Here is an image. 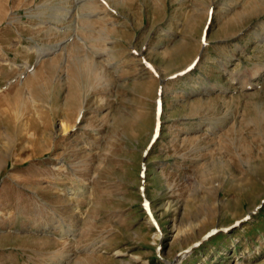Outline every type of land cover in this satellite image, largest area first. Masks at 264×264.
I'll return each mask as SVG.
<instances>
[{
  "label": "rangeland",
  "instance_id": "rangeland-1",
  "mask_svg": "<svg viewBox=\"0 0 264 264\" xmlns=\"http://www.w3.org/2000/svg\"><path fill=\"white\" fill-rule=\"evenodd\" d=\"M107 1L0 0V264H264V0Z\"/></svg>",
  "mask_w": 264,
  "mask_h": 264
},
{
  "label": "bare ground",
  "instance_id": "bare-ground-1",
  "mask_svg": "<svg viewBox=\"0 0 264 264\" xmlns=\"http://www.w3.org/2000/svg\"><path fill=\"white\" fill-rule=\"evenodd\" d=\"M94 1V0H93ZM102 3H105V4H107V5H109V3H108V1L107 0H100ZM112 1V0H111ZM98 2V1H97ZM93 3V2H92ZM85 8V7H84ZM112 13H116V11H114V10H112ZM117 14V13H116ZM102 17V16H101ZM67 18H68V16H67ZM101 19V18H100ZM85 29V28H84ZM76 33V32H75ZM53 50V48L51 49V51ZM50 51V52H51ZM44 53H46V52H44ZM49 53V52H48ZM43 54V53H42ZM195 64V63H194ZM194 64H192V66H189V67H187L188 69H186V70H183L182 72H179V73H177V74H175L174 76H172V77H170V79H176V78H180V77H184L191 69H192V67H193V65ZM29 68V67H28ZM250 81V80H249ZM249 81H247L246 83L244 82L242 85V87L244 88H251L252 87V83H250ZM246 90V89H245ZM159 134V133H158Z\"/></svg>",
  "mask_w": 264,
  "mask_h": 264
},
{
  "label": "water",
  "instance_id": "water-1",
  "mask_svg": "<svg viewBox=\"0 0 264 264\" xmlns=\"http://www.w3.org/2000/svg\"><path fill=\"white\" fill-rule=\"evenodd\" d=\"M55 52H56V50L52 51L51 53L41 54V55L39 56V58H38V61H40V60L43 59V58H47V57L51 56V55H52L53 53H55Z\"/></svg>",
  "mask_w": 264,
  "mask_h": 264
}]
</instances>
